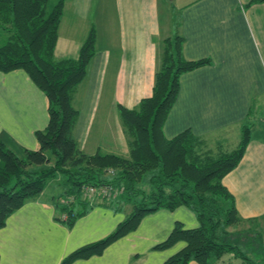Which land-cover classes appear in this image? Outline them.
Listing matches in <instances>:
<instances>
[{
	"label": "crops",
	"instance_id": "1",
	"mask_svg": "<svg viewBox=\"0 0 264 264\" xmlns=\"http://www.w3.org/2000/svg\"><path fill=\"white\" fill-rule=\"evenodd\" d=\"M54 2L48 0V5ZM160 2L176 3L172 32L168 18L167 22L162 18ZM60 8L54 59L76 57L93 31L92 55L70 100L76 113L72 137L77 147L85 155L116 153L115 149L120 151L116 154L126 153L116 105L129 109L150 95L165 40L172 42L178 36L185 60L206 62L179 74L161 133L168 139L187 129L202 139L205 150L225 151L233 131L236 135L239 125L248 122L242 155L220 177L240 219L237 226L226 229H247L244 226L264 216V0H61ZM46 108L43 92L25 72L0 71L4 145L36 149L33 133L46 124ZM255 108L260 118L250 122L249 113ZM56 197L37 193L6 215L0 226V264H59L72 250L111 232L129 210L125 202L95 203L67 225L55 207L62 198ZM174 222L187 228L197 223L184 205L159 208L142 215L134 230L115 238L99 254L67 264H161L184 246L175 241L153 248ZM186 264L199 263L188 260Z\"/></svg>",
	"mask_w": 264,
	"mask_h": 264
},
{
	"label": "trees",
	"instance_id": "2",
	"mask_svg": "<svg viewBox=\"0 0 264 264\" xmlns=\"http://www.w3.org/2000/svg\"><path fill=\"white\" fill-rule=\"evenodd\" d=\"M47 2L0 0V71L18 68L25 72L43 92L48 114L44 127L33 133L36 149L9 148L0 140V226L7 214L40 192L47 178L60 174L69 185L62 193L64 200L56 202L55 207L67 225L95 203L112 206L125 202L129 210L111 232L72 250L59 264L99 254L115 238L134 230L142 215L178 205L186 206L197 223L194 228L173 223L166 237L153 248L161 249L175 241L184 242V246L161 264H186L188 260L215 264L223 253L246 264H264V238L256 231L247 234L244 246L252 253L248 256L238 247L239 238L247 230L226 229L238 225L240 219L230 193L220 182V177L242 155L249 123L239 125L233 148L215 153L201 149L202 139L187 129L168 139L161 133L162 120L175 98L179 74L206 61L185 60L178 36L172 42L165 40L150 95L129 109L116 105L126 153L95 151L85 155L72 137L76 113L70 100L92 55L93 31L82 41L76 57L54 59L52 49L61 0L50 6ZM87 184H103L110 190L87 200L81 197V187Z\"/></svg>",
	"mask_w": 264,
	"mask_h": 264
},
{
	"label": "rangeland",
	"instance_id": "3",
	"mask_svg": "<svg viewBox=\"0 0 264 264\" xmlns=\"http://www.w3.org/2000/svg\"><path fill=\"white\" fill-rule=\"evenodd\" d=\"M48 4L49 3L47 2V6H48ZM160 4H161L160 5V13L162 15V18L166 17V22H167V18H168L167 24H169L168 25L169 31L172 32V31H174V27H173L174 19H173L171 14L174 11V5L176 3L175 2L174 3L167 2V4H164L163 2H160ZM165 7H166V9H165ZM0 34H1V31H0ZM1 35H3V34H1ZM248 118H250V122H253L255 119L260 118V114L256 108L254 109L253 112L249 113ZM118 123H119V120H118ZM234 132H235V130L233 131V135L231 136L232 138L229 137V139L227 140V142H228L227 145L224 146L225 151H227V149L233 148L236 144V143H234L236 141H233L232 139H234V138H235V140H236V138L238 139L239 130L236 131V135H234ZM208 145H209V143H208ZM204 147L205 146H202L201 149H203ZM113 151L116 153H120V151H118L116 149ZM210 151L212 153H215L214 149H210ZM43 185L44 186L42 187V190L38 193L39 196L41 197V195H46V194L50 195L51 194V195L57 196L56 199L58 200V199H60V197L63 199L62 191L64 190V188L66 186L68 187L69 184L67 182H65L64 177H62L60 174H55L51 178L46 179L45 183ZM70 187L73 188V186H70ZM62 199H60V200L62 201ZM244 227L247 228V229H245V230H247V233H242L241 238H239L241 240V242L238 243V247H240V249L242 251H244L248 256H250V255H252L251 249H247L244 246V242L246 241V239H248L247 234H251V232H253V231H256L261 236V238H264V216L257 217L253 224H251L249 227L248 226H244ZM231 242L237 244L236 241H234V240H231ZM226 254L227 253H223L220 256V258L218 259L219 261L216 264H246L245 262H242L241 259H238L237 257H234V256L227 257Z\"/></svg>",
	"mask_w": 264,
	"mask_h": 264
},
{
	"label": "built area",
	"instance_id": "4",
	"mask_svg": "<svg viewBox=\"0 0 264 264\" xmlns=\"http://www.w3.org/2000/svg\"><path fill=\"white\" fill-rule=\"evenodd\" d=\"M110 190L109 186L106 185H99L98 187L94 185H84L81 187V197L85 198L88 200L92 195H99L100 194H107L108 191ZM64 218V215H61V219Z\"/></svg>",
	"mask_w": 264,
	"mask_h": 264
}]
</instances>
